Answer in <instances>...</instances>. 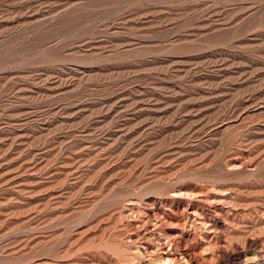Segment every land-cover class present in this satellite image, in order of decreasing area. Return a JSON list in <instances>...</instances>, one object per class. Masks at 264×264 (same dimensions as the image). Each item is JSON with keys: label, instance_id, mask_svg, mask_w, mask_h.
<instances>
[{"label": "rangeland", "instance_id": "374dc122", "mask_svg": "<svg viewBox=\"0 0 264 264\" xmlns=\"http://www.w3.org/2000/svg\"><path fill=\"white\" fill-rule=\"evenodd\" d=\"M0 264H264V0H0Z\"/></svg>", "mask_w": 264, "mask_h": 264}]
</instances>
